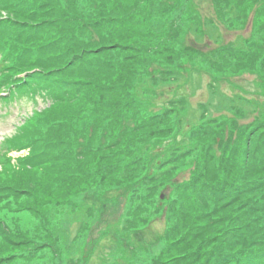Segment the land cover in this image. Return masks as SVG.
Returning <instances> with one entry per match:
<instances>
[{"label": "trees", "instance_id": "1", "mask_svg": "<svg viewBox=\"0 0 264 264\" xmlns=\"http://www.w3.org/2000/svg\"><path fill=\"white\" fill-rule=\"evenodd\" d=\"M198 1L0 0V104L45 103L0 143V264H264V108L190 112L176 65L251 21L218 50L264 86V0Z\"/></svg>", "mask_w": 264, "mask_h": 264}, {"label": "rangeland", "instance_id": "2", "mask_svg": "<svg viewBox=\"0 0 264 264\" xmlns=\"http://www.w3.org/2000/svg\"><path fill=\"white\" fill-rule=\"evenodd\" d=\"M202 2V5L199 2V7L202 14L204 13L205 15L209 16L213 15L210 14L213 13V9L210 8V6H212L211 0H206ZM3 13L6 14L5 12ZM213 20L214 22H217L215 17L213 18ZM250 22L251 21H249V24H239L238 26L235 25L231 27L229 25H226L230 29L226 28V26L224 27L220 25L218 30L222 33L223 40H220L218 42V46L214 36L215 33H213L211 37L213 42L209 41L206 37H203L202 35H198L202 41L200 45H197L196 49L198 50V53L191 54L192 57L185 58L183 61L176 63V65H183L180 67L182 72L186 74V78H190V83L187 86L188 88L186 90V95L190 101L191 106L190 112L197 111L200 104H209L210 101H213L215 104L214 108H210L212 110L211 116L216 117L219 114L225 113L227 115V118L232 117L235 115V113L238 114L235 111V108H240V111L242 110V113L243 115H245V118L240 119L238 121L240 122V124H243L249 122L250 120H253L254 118L252 117L254 115H257V113H259L260 110L264 108V93L261 92V90L264 91V86L263 84H261L258 73L252 71V69H235L233 67L235 60L232 59L228 52L218 50L219 45L223 44L224 39L229 42L243 41V39L250 38ZM190 37L192 36H187L185 39L186 45L189 46L191 45V43L189 42ZM214 48L216 51H218V53H215L216 51L214 50ZM217 57L220 58V60L222 59V61L227 60L230 63H227V66H225L224 64H222L221 67L213 66L212 62ZM192 66H194L196 70H194ZM151 71L154 72L153 70ZM143 75H145V73ZM169 81L170 83L173 82L172 80ZM169 81L165 83H168ZM212 84H216L218 86L220 94L214 95V93L212 92ZM153 87L155 89H162L166 88L167 85L165 84L164 87H158L155 85ZM237 96H241L240 98L247 101H243V104H241L242 100H240V98H237ZM227 97L235 98L238 106H236L235 108H229V105H225L223 104V102H220L221 99H226ZM162 100L167 99L164 96ZM256 102L258 104H255ZM44 107L45 103L40 98L38 99L37 104L28 99H23L18 103H11L8 106L3 103L0 104V143L3 139L11 137L15 134L17 129L25 122L26 118L33 113V109L40 110ZM26 152V150H22L18 152H13L10 155L17 157L20 155H24ZM184 177H188V173L180 177V180H182ZM169 192L170 188H166L165 192H162L160 194V197L163 199ZM165 225V220L158 218L154 221L153 225L151 226L148 235H158L159 233H161L162 230H164ZM73 229H75V226L73 227ZM94 235L95 237L98 236L97 230L95 231ZM107 241V246L111 247L112 240ZM113 244H116V242H114ZM97 260L99 262V258H97ZM98 262L95 260L93 264H98Z\"/></svg>", "mask_w": 264, "mask_h": 264}]
</instances>
